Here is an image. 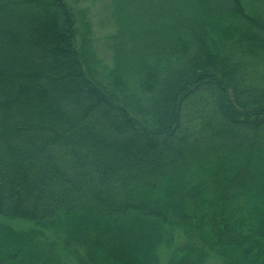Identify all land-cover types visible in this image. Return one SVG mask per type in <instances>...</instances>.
<instances>
[{
  "label": "trees",
  "instance_id": "1",
  "mask_svg": "<svg viewBox=\"0 0 264 264\" xmlns=\"http://www.w3.org/2000/svg\"><path fill=\"white\" fill-rule=\"evenodd\" d=\"M0 219V264H264V0H0Z\"/></svg>",
  "mask_w": 264,
  "mask_h": 264
},
{
  "label": "rangeland",
  "instance_id": "2",
  "mask_svg": "<svg viewBox=\"0 0 264 264\" xmlns=\"http://www.w3.org/2000/svg\"><path fill=\"white\" fill-rule=\"evenodd\" d=\"M8 14V16H10V15H13L14 13L13 12H8L7 13ZM39 16V15H38ZM48 18H49V15L48 14H42L40 17H38V21L37 22H39V25H41V26H43V25H45V24H47V22H48ZM93 18V17H92ZM98 18V19H97ZM96 19H94V22H95V24L94 25H97L98 27H100V29H99V33H102V35L103 34H105L106 32H104V30L103 29H106L105 27H102V23H101V21L99 20V17H97ZM195 19V18H194ZM99 24V25H98ZM30 25H32V24H30ZM104 32V33H103ZM98 35H100V34H98ZM41 38V37H40ZM42 39V38H41ZM1 220V219H0ZM6 223L8 224H10V226H13L14 228H17V229H19V228H29V224L28 223H26L24 220H21V219H19V220H8V221H6ZM182 239L180 238V237H178L177 236V238H176V241L177 242H179V241H181ZM158 252H159V255H160V257L162 258V261L163 260H165V256H166V254L168 253V248L167 247H165V246H161L159 249H158ZM62 253H63V251H62ZM63 255L66 257L65 258V260L66 261H71V259L69 258V256L64 252L63 253ZM213 255V254H212ZM216 258H215V257ZM206 263H204V264H220V257L217 255H213V256H210L209 258H206Z\"/></svg>",
  "mask_w": 264,
  "mask_h": 264
}]
</instances>
